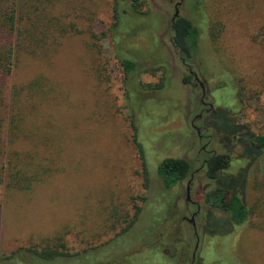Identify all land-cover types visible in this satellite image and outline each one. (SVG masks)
<instances>
[{
    "label": "rangeland",
    "instance_id": "374dc122",
    "mask_svg": "<svg viewBox=\"0 0 264 264\" xmlns=\"http://www.w3.org/2000/svg\"><path fill=\"white\" fill-rule=\"evenodd\" d=\"M201 1L146 0L137 13L131 0L49 4L53 16L77 30L56 41L49 34L44 48L15 53L11 82L38 85L22 92L24 135L11 148L38 181L28 190L0 188V259L19 247L45 249L63 235L67 253L87 257L72 264H190L196 246L193 264H264V153L247 169L243 197L252 213L233 230L224 221L206 226L204 192L217 184L201 169L209 156L227 155L214 116L222 120L230 110L236 124L264 135V0ZM177 2L179 16L202 33L190 62H182L170 42ZM120 59L137 65L128 79ZM187 66L204 95L194 79L182 83ZM161 80L162 89L148 87ZM242 152L235 142L232 157ZM166 158L191 163L194 204L185 200L189 175L173 189L163 188L156 169ZM197 206L194 229L184 218ZM136 208V222L123 232Z\"/></svg>",
    "mask_w": 264,
    "mask_h": 264
},
{
    "label": "trees",
    "instance_id": "16d2710c",
    "mask_svg": "<svg viewBox=\"0 0 264 264\" xmlns=\"http://www.w3.org/2000/svg\"><path fill=\"white\" fill-rule=\"evenodd\" d=\"M54 1L0 0V188L6 190H28L35 180L38 181L35 174L28 173L24 168L25 163L17 155L16 150L11 148V144L17 140L18 136L24 135V132L22 133L25 121L21 111L22 92L27 89L29 93H32L38 85V81H33L26 87H17L11 82L15 53L19 48L29 52H33L37 48H44L49 34L55 33L56 41V39L77 30L74 24L64 25L58 17L51 14L52 7L49 4ZM145 1L131 0V6L136 13ZM199 1L201 0H198L196 6H200ZM117 6L118 4L115 2L114 19L116 21L114 26L119 22L116 15ZM170 29L172 33L170 42L173 51L181 61L190 62L198 51L202 34L201 29L190 19L182 16H178L171 21ZM210 30L214 32L213 29ZM91 35L95 36L94 34ZM119 63L126 79L136 72L137 65L132 60L120 59ZM192 79V75L188 74L182 78V83L190 85ZM148 87L160 90L164 87V81L161 80L153 86L148 85ZM219 111L221 109L216 111V114H219ZM230 114V110L225 111L222 120L218 116H214L212 125L224 137L226 146L222 151H226L227 155L213 154L209 156L205 159L204 169L207 178L217 184V186L206 192L205 196L206 208L209 211L208 221L209 223L215 220L220 223L224 221L227 227L233 230L234 227L243 225L252 213L244 202V187L247 169L258 156L264 153V135H256L245 127L236 124ZM224 124L230 126L231 130L230 128L226 129ZM130 125L133 130L132 143L135 145L140 157L142 176L144 184L147 186L146 163L142 146L137 139V128L133 120H131ZM235 142L243 145V152L234 159L232 150ZM235 161L236 163L237 161L243 162H240V164L242 163L240 166L237 164L236 171L227 172L232 165L234 166ZM156 172L163 188L171 190L190 174L191 163L182 158H166L157 165ZM139 212V208H136L132 220L123 229V232L132 227L138 218ZM217 212L223 213L226 217L216 218ZM62 237L63 235L53 237L46 244L45 249H38L35 246L19 247L12 251L9 256L0 259V264H20L19 260H34L35 264H60V262H71L72 264L79 263L87 258L86 255H81V257L79 254L67 253ZM57 242L60 250L56 246ZM152 248L154 250V247ZM96 256L98 255L94 257Z\"/></svg>",
    "mask_w": 264,
    "mask_h": 264
},
{
    "label": "flooded vegetation",
    "instance_id": "af4514ba",
    "mask_svg": "<svg viewBox=\"0 0 264 264\" xmlns=\"http://www.w3.org/2000/svg\"><path fill=\"white\" fill-rule=\"evenodd\" d=\"M179 4L180 3H176L175 5H174V8H175V10L178 8V6H179ZM183 62V61H182ZM185 64V63H184ZM187 70L189 71V74L190 75H193V79H194V81L200 86V88L202 89V92H203V95H204V93H205V89H204V87H203V84L201 83V82H199V79L197 78V76L195 75V74H193V72L191 71V69H190V67L189 66H187ZM204 97V96H203ZM201 103L203 104V105H206L207 103L204 101V99L202 98L201 99ZM212 107V106H211ZM202 119L203 118V116H202V114H199V115H197L196 116V119ZM192 126H193V128H195V130H196V132H197V134H198V136L201 138L202 136L200 135V129L198 128V127H196L195 125H194V123H192ZM234 139L235 140H237L236 139V137H234ZM238 142H239V140H237ZM205 162H206V160H204L203 162H202V164H201V169H204L205 168ZM191 179H192V176H191V173L189 174V181L187 182V186H186V198H185V200H186V205L187 206H190L191 204H194V202H192L191 200H190V192H189V190L191 189ZM189 186V189H188V193H187V187ZM206 192L207 191H205L204 193V199H205V196H206ZM200 210H201V208H200V206H197L196 207V211L195 212H193L192 213V215H191V217L190 218H184V219H186L188 222H190V223H192V225H193V228L195 229V221H194V219H195V217L200 213ZM208 210H206V218H207V216H208ZM206 226H208V218H207V225ZM205 232H206V230H205ZM196 248H197V246L195 247V249H194V251H193V253H192V256H191V261H190V264H193L194 262H195V251H196Z\"/></svg>",
    "mask_w": 264,
    "mask_h": 264
},
{
    "label": "water",
    "instance_id": "95a60500",
    "mask_svg": "<svg viewBox=\"0 0 264 264\" xmlns=\"http://www.w3.org/2000/svg\"><path fill=\"white\" fill-rule=\"evenodd\" d=\"M179 16V10L178 9H176L175 10V13H174V16H173V18H172V20H174L176 17H178ZM188 189H189V186L187 187V193H188Z\"/></svg>",
    "mask_w": 264,
    "mask_h": 264
}]
</instances>
